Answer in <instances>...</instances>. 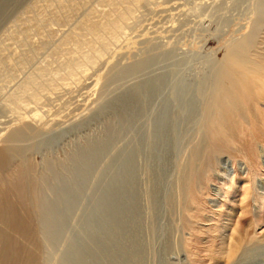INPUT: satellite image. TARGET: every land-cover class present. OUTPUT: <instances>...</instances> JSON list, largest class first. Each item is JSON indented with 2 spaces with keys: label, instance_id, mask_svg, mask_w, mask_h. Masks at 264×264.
<instances>
[{
  "label": "rangeland",
  "instance_id": "374dc122",
  "mask_svg": "<svg viewBox=\"0 0 264 264\" xmlns=\"http://www.w3.org/2000/svg\"><path fill=\"white\" fill-rule=\"evenodd\" d=\"M249 40L263 74L264 0H0V264H264L262 82L214 131Z\"/></svg>",
  "mask_w": 264,
  "mask_h": 264
},
{
  "label": "bare ground",
  "instance_id": "6f19581e",
  "mask_svg": "<svg viewBox=\"0 0 264 264\" xmlns=\"http://www.w3.org/2000/svg\"><path fill=\"white\" fill-rule=\"evenodd\" d=\"M253 46H254L253 40H249L239 49L231 53L230 62L227 65V70L223 76L225 78L219 84V91L216 97V105L214 106L215 114L217 117V123L214 127V131L217 137H222L223 131L226 128L227 121L224 117L226 111L231 112V114L233 115L237 114V112L238 114L239 112H241L239 101L241 99V96L245 93H248V91L251 89L252 86L255 87L253 80L255 82L256 80L262 82L263 86L261 89L264 90V73L261 74V69L255 68L257 66H253V64H257V63L254 62L252 63L249 60L251 53L248 54V52L249 50H252V48H254ZM17 137L19 140H22L25 137V135L22 132H18L15 134V138ZM215 140H217V138ZM219 140L220 138L218 139V141ZM9 154L10 153H8L7 155L9 156ZM2 169L3 168L0 167V173ZM13 170H14L13 174L15 175H13V179L8 181L7 185L8 187L17 191L20 200L25 201V205L27 207L26 209L29 213V218L31 217L38 219L37 222H39L40 224L48 220L47 218L50 212H52L55 204L53 203L52 199H50L49 197H45L43 195L41 189V183L44 182L45 186L47 184V187H50L52 186L53 182H55V180L49 178L51 181H53L51 183L48 182L50 183L49 185L48 183H45L46 180L49 181L48 178L42 180L41 178L36 180L31 179L30 178L31 168L28 166L16 167V169ZM4 210H5L4 205L3 206L0 205V215H2L3 217V220L1 221L2 225L3 224L11 225L15 222H19L18 220L13 219L11 217V214L6 213ZM34 248L35 247L33 246V249ZM235 257H236V253H232L231 258H235ZM28 262L29 264H37L38 259L37 257L33 256V258H30ZM254 262H257L255 264H262L261 261H254Z\"/></svg>",
  "mask_w": 264,
  "mask_h": 264
}]
</instances>
